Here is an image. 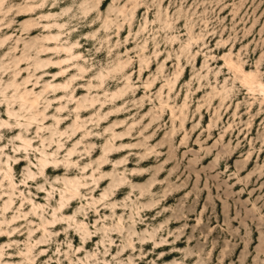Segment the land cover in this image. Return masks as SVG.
I'll return each mask as SVG.
<instances>
[{"label": "rangeland", "instance_id": "rangeland-1", "mask_svg": "<svg viewBox=\"0 0 264 264\" xmlns=\"http://www.w3.org/2000/svg\"><path fill=\"white\" fill-rule=\"evenodd\" d=\"M230 59L264 83V0H3L2 264H264V97Z\"/></svg>", "mask_w": 264, "mask_h": 264}, {"label": "bare ground", "instance_id": "bare-ground-1", "mask_svg": "<svg viewBox=\"0 0 264 264\" xmlns=\"http://www.w3.org/2000/svg\"><path fill=\"white\" fill-rule=\"evenodd\" d=\"M51 39H56L57 40L56 37H53V38H50V39L48 38V40H51ZM47 50H50V48L44 49V51H47ZM73 58H77V56L72 53V58L71 59H73ZM63 62L64 61H60V62H58L56 64H59L60 65ZM47 63L51 64V63H54V62L51 61V60H49ZM228 65L230 67H232V68H238L237 70L242 75V81H243V83L245 85H247L248 87H250L251 90H254L255 88H259L260 92L263 93V97H264V83L259 79L258 74H255L253 72H248L247 69L244 68V66L238 65L232 59L228 60ZM64 72H65V70L62 71V73H64ZM123 94H124L123 91L122 90H119V91L113 93L112 99H115V98H119L120 99L121 97H123ZM37 102H38V99H36L34 101H31V103H30L31 104V108H35V105L37 104ZM172 113L174 114V111L173 110H172ZM183 122H184V120H183ZM25 143H26L27 146H31V141L30 140L25 139ZM51 162L52 161H46L45 164H49ZM50 167H52V166H50ZM50 167H48V168H50ZM68 191L70 192L71 197H76L80 193L79 187L77 185H75L73 188L68 189ZM65 212H67V209L63 212L62 215H64ZM2 231H4V229ZM3 256H4V252H3V249L1 248L0 249V264L3 263V261H1V258ZM27 259L31 260L30 258H27ZM8 263H10V262H8Z\"/></svg>", "mask_w": 264, "mask_h": 264}, {"label": "snow or ice", "instance_id": "snow-or-ice-1", "mask_svg": "<svg viewBox=\"0 0 264 264\" xmlns=\"http://www.w3.org/2000/svg\"><path fill=\"white\" fill-rule=\"evenodd\" d=\"M0 4H3V0H0Z\"/></svg>", "mask_w": 264, "mask_h": 264}]
</instances>
